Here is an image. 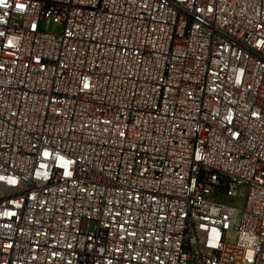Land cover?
I'll use <instances>...</instances> for the list:
<instances>
[{
	"label": "built area",
	"instance_id": "built-area-1",
	"mask_svg": "<svg viewBox=\"0 0 264 264\" xmlns=\"http://www.w3.org/2000/svg\"><path fill=\"white\" fill-rule=\"evenodd\" d=\"M0 264H264V0H0Z\"/></svg>",
	"mask_w": 264,
	"mask_h": 264
},
{
	"label": "rangeland",
	"instance_id": "rangeland-1",
	"mask_svg": "<svg viewBox=\"0 0 264 264\" xmlns=\"http://www.w3.org/2000/svg\"><path fill=\"white\" fill-rule=\"evenodd\" d=\"M229 203H232L233 205H236L237 207H241L242 206V198L239 200H228Z\"/></svg>",
	"mask_w": 264,
	"mask_h": 264
}]
</instances>
